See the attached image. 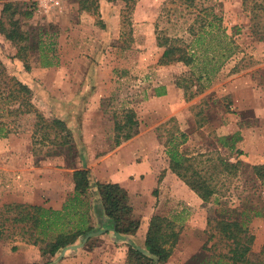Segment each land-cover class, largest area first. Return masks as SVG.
<instances>
[{
	"label": "rangeland",
	"instance_id": "obj_1",
	"mask_svg": "<svg viewBox=\"0 0 264 264\" xmlns=\"http://www.w3.org/2000/svg\"><path fill=\"white\" fill-rule=\"evenodd\" d=\"M83 1L0 0V208L60 210L73 194V171L85 169L93 230L50 264H138L129 234H116L99 213L96 183L115 182L139 223L132 235L144 233L138 241L152 216L174 220L178 239L163 264L200 254L210 210L216 219L251 217V250L264 264V189L252 169L264 166V0H137L132 10L99 0L95 13ZM14 26L20 40L7 36ZM158 37L179 40L194 64L159 65ZM223 50L235 54L225 59ZM11 78L31 91L27 114L7 96ZM128 111L138 134L114 148L115 124ZM52 120L63 122L67 144ZM177 132L186 136L179 152L216 189L207 204L186 198L189 187L169 168L165 143L172 134L180 143ZM55 136L54 145L42 141ZM220 161L236 168L228 173ZM42 262L39 246L0 240V264Z\"/></svg>",
	"mask_w": 264,
	"mask_h": 264
},
{
	"label": "trees",
	"instance_id": "obj_2",
	"mask_svg": "<svg viewBox=\"0 0 264 264\" xmlns=\"http://www.w3.org/2000/svg\"><path fill=\"white\" fill-rule=\"evenodd\" d=\"M118 8L132 10L137 0H106ZM99 0H84L80 3L82 10H88L86 4H89L95 13ZM212 26V25H211ZM199 34L192 33L194 43H199L202 38V31ZM11 40H20L21 33L17 27L7 35ZM222 41V40H220ZM224 42V41H223ZM220 43V42H219ZM225 43V42H224ZM231 42H227V45ZM159 47L164 50L158 61L159 65L181 64L190 67L195 62L194 53L176 39L157 38ZM221 44V43H220ZM229 51V50H228ZM223 50L222 58L228 59L235 52ZM228 54V55H225ZM221 65L216 69L218 72ZM216 72V73H217ZM203 75V74H202ZM201 74L196 77L197 81H201ZM215 75V74H214ZM207 82L211 81V77H207ZM13 83V87L7 96L10 97L12 103H19L18 110L25 114L32 109L31 91L16 81L14 78L9 79ZM180 87V84L177 85ZM1 94V93H0ZM164 94L156 92L155 96L160 97ZM26 110V111H25ZM123 123H116V135L114 137V148L120 147L124 142L130 141L138 134V123L135 120L134 113L128 111L125 114ZM52 126L60 129L58 134L62 142L61 145L67 144L68 133L60 120H52ZM126 131L125 134L122 132ZM180 143L175 142L174 134L170 135L166 140V155L169 161V168L180 180H182L189 189L194 192L197 197L207 204L216 194V189L205 176L197 172L191 166V158L182 155L178 147L185 142L184 133H179ZM57 137L43 138L42 141L51 142L53 145L57 143ZM41 141V142H42ZM96 158V161H98ZM223 170L231 173L236 168L235 165L220 161ZM255 177L264 189V166L252 168ZM73 194L67 199L60 210L52 208H43L40 206H31L25 204H6L0 208V240H16L29 243L33 246L40 247V255L43 259L42 264H50L51 259L56 253L65 249L81 236L89 234L93 228L90 218V204L88 202L89 191V171L85 169H75L72 173ZM101 207L99 213H104L113 225L116 234L135 233L138 230L139 223L130 219L131 207L127 203L125 192L115 183H96ZM208 214V225L210 233L208 239L203 246L200 254L194 256L189 264H256L259 255L251 250L254 236L248 230L247 223L251 217L244 220L216 219ZM253 217H261L259 211L251 210ZM183 212L178 213L180 223L182 222ZM175 222L172 219L159 216H152L144 238V250L129 249L130 255H133L139 262L138 264H163L170 257L172 249L177 242L178 232L176 231ZM15 248V247H14ZM218 251V253H216ZM145 252L151 257H147Z\"/></svg>",
	"mask_w": 264,
	"mask_h": 264
},
{
	"label": "crops",
	"instance_id": "obj_3",
	"mask_svg": "<svg viewBox=\"0 0 264 264\" xmlns=\"http://www.w3.org/2000/svg\"><path fill=\"white\" fill-rule=\"evenodd\" d=\"M162 91H164L163 89H162ZM167 92H165V93H168V96L171 94V92H172V90L171 89H169L168 88V90H166ZM164 95H166L164 92H162ZM163 95V97H165ZM105 171V170H104ZM105 173V175H108L107 173H106V171L104 172ZM146 179H147V177H146ZM108 180H110L109 178H108ZM111 182H115L114 180H111ZM115 183H117V182H115ZM188 190V189H187ZM184 193V192H183ZM185 194H186V198H188V199H190V198H192L193 200H200L198 197H197V195L194 193V192H192L190 189H189V191H187V192H185ZM96 200V199H95ZM98 202H100V201H98ZM97 201H95L94 203L95 204H97L98 203ZM104 221L102 220V219H100V224L101 223H103ZM104 224V223H103ZM139 236H144V233H143V231L142 232H140V233H138V234H134V235H129V238L133 241V243L134 244H136V246L139 248V249H141V250H144V242H141V241H138V237ZM135 241V242H134Z\"/></svg>",
	"mask_w": 264,
	"mask_h": 264
},
{
	"label": "water",
	"instance_id": "obj_4",
	"mask_svg": "<svg viewBox=\"0 0 264 264\" xmlns=\"http://www.w3.org/2000/svg\"><path fill=\"white\" fill-rule=\"evenodd\" d=\"M91 234H93V233H91Z\"/></svg>",
	"mask_w": 264,
	"mask_h": 264
}]
</instances>
